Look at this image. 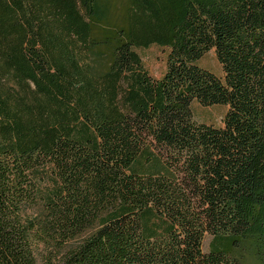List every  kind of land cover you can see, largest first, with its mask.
<instances>
[{"label":"trees","instance_id":"1","mask_svg":"<svg viewBox=\"0 0 264 264\" xmlns=\"http://www.w3.org/2000/svg\"><path fill=\"white\" fill-rule=\"evenodd\" d=\"M0 264H264V0H0Z\"/></svg>","mask_w":264,"mask_h":264},{"label":"rangeland","instance_id":"2","mask_svg":"<svg viewBox=\"0 0 264 264\" xmlns=\"http://www.w3.org/2000/svg\"><path fill=\"white\" fill-rule=\"evenodd\" d=\"M134 51L141 59L142 66L148 75L158 80L162 78L166 70V57L168 49L159 47L157 45H150L145 48H134ZM197 65L204 68L219 78L223 77L221 65L217 61L214 50H210L204 54L198 61ZM227 106L214 105V106H202L198 102L192 103V111L194 120L198 123H204L213 127H221L225 113L227 112ZM212 237L208 234L204 236L202 242V251L204 253L209 252V244Z\"/></svg>","mask_w":264,"mask_h":264}]
</instances>
